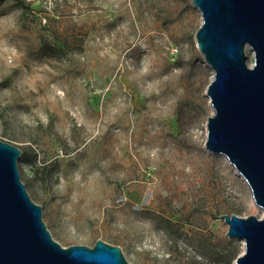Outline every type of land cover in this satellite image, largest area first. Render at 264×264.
<instances>
[{
    "label": "rangeland",
    "instance_id": "obj_1",
    "mask_svg": "<svg viewBox=\"0 0 264 264\" xmlns=\"http://www.w3.org/2000/svg\"><path fill=\"white\" fill-rule=\"evenodd\" d=\"M201 23L190 0H0V140L63 247L102 239L129 264L243 252L220 215L263 210L204 147Z\"/></svg>",
    "mask_w": 264,
    "mask_h": 264
},
{
    "label": "water",
    "instance_id": "obj_2",
    "mask_svg": "<svg viewBox=\"0 0 264 264\" xmlns=\"http://www.w3.org/2000/svg\"><path fill=\"white\" fill-rule=\"evenodd\" d=\"M202 23L196 47L213 71L206 95L204 147L223 155L248 185L261 217L222 214L230 238L244 250L234 264H264V0H190ZM250 49L253 63H246ZM21 150L0 140V264H129L119 246L97 239L92 247H63L52 239L21 181Z\"/></svg>",
    "mask_w": 264,
    "mask_h": 264
},
{
    "label": "bare ground",
    "instance_id": "obj_3",
    "mask_svg": "<svg viewBox=\"0 0 264 264\" xmlns=\"http://www.w3.org/2000/svg\"><path fill=\"white\" fill-rule=\"evenodd\" d=\"M235 170V169H234ZM235 173L237 174V175H239L241 178H242V176L235 170ZM244 180V179H243Z\"/></svg>",
    "mask_w": 264,
    "mask_h": 264
},
{
    "label": "trees",
    "instance_id": "obj_4",
    "mask_svg": "<svg viewBox=\"0 0 264 264\" xmlns=\"http://www.w3.org/2000/svg\"><path fill=\"white\" fill-rule=\"evenodd\" d=\"M17 1H19V0H17ZM21 1V0H20ZM22 3H23V1H22ZM23 5V7L25 6L24 4H22Z\"/></svg>",
    "mask_w": 264,
    "mask_h": 264
}]
</instances>
